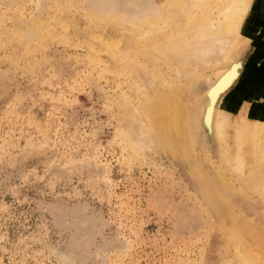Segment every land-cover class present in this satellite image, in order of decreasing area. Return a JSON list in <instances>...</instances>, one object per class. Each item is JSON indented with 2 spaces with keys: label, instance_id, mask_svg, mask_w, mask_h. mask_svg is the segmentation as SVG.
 <instances>
[{
  "label": "rangeland",
  "instance_id": "1",
  "mask_svg": "<svg viewBox=\"0 0 264 264\" xmlns=\"http://www.w3.org/2000/svg\"><path fill=\"white\" fill-rule=\"evenodd\" d=\"M183 2L0 0V264H227L244 240L264 264V198L247 174L264 124V0L244 16L241 66L221 94L228 158L205 127L188 151L146 128L176 85L202 105L214 71L190 76L157 39L180 30L163 19ZM238 126L242 172L229 160Z\"/></svg>",
  "mask_w": 264,
  "mask_h": 264
},
{
  "label": "bare ground",
  "instance_id": "2",
  "mask_svg": "<svg viewBox=\"0 0 264 264\" xmlns=\"http://www.w3.org/2000/svg\"><path fill=\"white\" fill-rule=\"evenodd\" d=\"M220 2L223 3V8L221 7V10H218L217 15L210 14L207 0H194V3L191 2L192 4L183 2L181 7H177L173 11V18L165 17L163 19V21L171 22V24L181 23L182 26L177 27L180 30L175 32V35H164L157 38L159 42L164 40L168 45H171L167 51L180 59L181 63L191 66L190 76H194V73L200 75L202 69L199 72L198 69L203 65L209 66L212 70L214 69L212 76L210 75L213 79L211 80L209 76V78H206L208 82L206 84L208 85L202 90L204 94L202 105H199L200 107L197 105L199 109L196 108L197 111H195L194 102L198 98L194 96V93L191 96L189 91L186 92L187 88L182 84L176 85L174 88L169 89L167 93L163 94L164 91L160 96H157L159 101L156 107L149 108L145 112L144 120L148 123L146 128L151 136L156 133L162 136L163 140L175 143L183 151H188L191 143L195 145L199 143L197 134H200L201 129L205 127L207 133H213L215 140L219 142L228 158L225 135L228 113L225 110L224 101L220 102V99L222 98L221 94L232 83H235L234 78L241 66V60L237 54L241 46L248 41V38L242 34L240 28H245L244 16L252 7L253 0H220ZM260 23L261 19L258 21L256 17L255 30L246 27L249 36L251 35L250 33L259 29ZM148 31L147 28L145 34ZM196 78L198 79V76L190 77V79H195V81L197 80ZM195 81L193 80V83ZM253 125L250 151H247L252 161L248 164L247 174L248 177H253L257 191L264 198V124L256 123ZM237 129L238 154L235 160L231 158L229 160L230 163H235L236 170L242 172L246 160L241 140H243L246 128L238 126ZM207 133H204V137H206ZM198 139L200 141V138ZM201 139V144L199 145L202 146L204 144L202 137ZM211 196L216 197L215 202L218 200L220 203L216 193H211ZM212 202L214 203V201ZM238 228L241 234V226ZM242 234L244 235V233ZM242 242V248L238 247L227 264H258L251 254L245 251L246 245L244 246V243L246 241Z\"/></svg>",
  "mask_w": 264,
  "mask_h": 264
}]
</instances>
